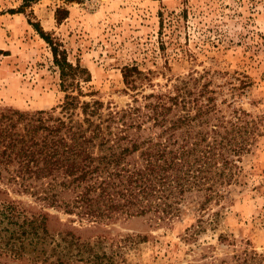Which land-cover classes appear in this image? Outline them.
<instances>
[{
    "label": "rangeland",
    "instance_id": "1",
    "mask_svg": "<svg viewBox=\"0 0 264 264\" xmlns=\"http://www.w3.org/2000/svg\"><path fill=\"white\" fill-rule=\"evenodd\" d=\"M59 9L68 11L61 22ZM30 23L89 72L81 85L94 96L83 101L126 108L132 97L123 70L136 66L150 72L145 94L187 81L195 95L208 90L217 116L248 113L255 135L239 181L212 204V221L199 225L191 212L170 221L148 214L91 224L49 208L55 241L66 232L102 241L97 251L113 264H207L245 249L264 256V0H0V118L12 111L58 115L64 101L52 49ZM14 198L41 208L30 196Z\"/></svg>",
    "mask_w": 264,
    "mask_h": 264
},
{
    "label": "trees",
    "instance_id": "2",
    "mask_svg": "<svg viewBox=\"0 0 264 264\" xmlns=\"http://www.w3.org/2000/svg\"><path fill=\"white\" fill-rule=\"evenodd\" d=\"M67 14L59 9L57 20ZM30 24L52 49L65 97L58 115H1L0 264H113L112 256L97 251L102 241L68 232L55 241L49 208L91 224L148 214L170 221L191 212L199 225L212 221V204L239 181L242 156L255 141L248 113L217 116L208 90L195 95L187 81L145 94L150 72L136 66L123 70L132 97L126 108L83 101L94 96L81 85L90 81L89 72L70 63L38 23ZM14 195L30 196L41 208ZM227 257L207 264H264L263 255L247 249Z\"/></svg>",
    "mask_w": 264,
    "mask_h": 264
}]
</instances>
